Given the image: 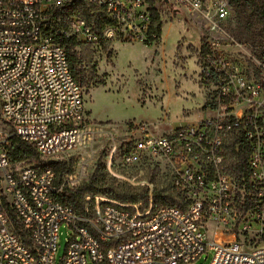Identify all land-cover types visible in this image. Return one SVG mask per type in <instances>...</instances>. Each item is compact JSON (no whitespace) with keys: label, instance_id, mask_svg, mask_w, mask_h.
Returning <instances> with one entry per match:
<instances>
[{"label":"built area","instance_id":"obj_1","mask_svg":"<svg viewBox=\"0 0 264 264\" xmlns=\"http://www.w3.org/2000/svg\"><path fill=\"white\" fill-rule=\"evenodd\" d=\"M73 1L0 0V120L11 127V134L0 128V264H57L64 224L72 234L62 264H193L209 250L213 251L209 264H264V209L252 205L243 210L256 213L261 221L258 234L263 243L258 246L250 248L238 240V230L247 231L249 225L229 223L237 179L227 160L232 139L249 142L252 192L264 199V115L259 113L264 107V78L250 83L235 73L216 74L209 51L205 74L217 75L221 99L246 102V110L165 133L153 131L145 122L134 123L120 152L126 163L148 155L167 160L183 207L155 208L152 196L142 208V202L88 195L85 213L79 214L60 200L64 187L73 189L68 179L58 185L52 168L12 162L8 146L13 135L31 144L43 160L55 159L82 141L87 120L84 90L73 76L62 42L64 35L94 42L97 34L77 16H71L69 29L58 32L50 25L54 5L65 8ZM145 1L89 0L104 11V18L115 22L103 28L105 36H113L122 18H132L130 10ZM158 1L212 18L206 13V0ZM149 9L139 14L146 29ZM211 9L220 20L229 15L225 2H215ZM12 212L25 236L15 227ZM202 226L214 230L209 243Z\"/></svg>","mask_w":264,"mask_h":264},{"label":"rangeland","instance_id":"obj_2","mask_svg":"<svg viewBox=\"0 0 264 264\" xmlns=\"http://www.w3.org/2000/svg\"><path fill=\"white\" fill-rule=\"evenodd\" d=\"M206 1V13L212 18L174 10L155 0L154 6L161 15L162 38L151 45L145 42L147 26L139 15L150 7L149 0L134 6L130 10L132 18H122L113 36L103 35L99 22L105 16L103 10L89 0L72 2L75 14L65 12L66 27L69 29L71 16H77L90 22L97 34L94 42L78 36L79 44L73 49L82 66L81 76L88 85L83 86L87 120L82 141L55 158L72 164V170L64 178L73 189L94 182L98 196L117 202L154 190L178 195L173 185V171L164 158L148 155L135 163L124 161L120 152L129 138V126L145 122L153 131L165 133L207 118L246 110V102L230 104L221 99L218 83L203 70V50L210 52L214 73H235L250 83L261 82L264 78L263 21L248 0ZM215 2L227 3V18H216L211 9ZM54 7L51 20L64 8ZM259 113L264 115V107ZM0 128L11 134V127L2 120ZM36 164L39 163H15L18 166ZM236 186L229 223L238 222L239 228L249 225L247 231L238 230V240L253 248L263 243L258 234L261 221L256 213L250 210L244 214L243 210L249 201L253 209H264V199L240 187L238 181ZM202 231L209 243L214 237L213 228L206 230L202 226ZM71 234L67 225L61 226L57 264H62ZM212 256V250L204 252L193 264H209Z\"/></svg>","mask_w":264,"mask_h":264},{"label":"trees","instance_id":"obj_3","mask_svg":"<svg viewBox=\"0 0 264 264\" xmlns=\"http://www.w3.org/2000/svg\"><path fill=\"white\" fill-rule=\"evenodd\" d=\"M250 1L255 10L257 11L259 17L263 21L264 25V0H248ZM82 7H86L85 3L81 4ZM86 9V8H85ZM90 10V9H88ZM150 21L147 29V38L146 44H156L162 38V22L161 15L159 10L154 6V2L150 3ZM65 12L67 14L73 15L75 14V3H71L64 8L62 14H57L58 20H51L50 25L55 28L58 32L66 28V24L64 23ZM60 15V16H59ZM101 24V28L103 29L108 24H113L115 22L111 21L108 18H102L99 21ZM88 25L92 26L90 22ZM93 27V26H92ZM63 45L66 48L68 54L69 64L73 73L74 78L81 84V86H88L81 76L82 66L80 65V61L78 59L77 53L73 51V49L79 44L77 36L64 35ZM204 55L208 53V50H203ZM206 75V74H205ZM207 76V75H206ZM209 77V76H207ZM213 81L217 82V75H212ZM98 82V81H96ZM229 99H225L224 103H228ZM239 139V138H238ZM239 143V148L237 149L236 144ZM228 164L230 172L236 177L239 182L240 187H244L248 191H252L254 189V183L251 180V171L248 165V154H249V142L242 139H232L228 144ZM9 155L13 163L22 162V161H32L35 163L41 164V166L52 168L56 173V183L60 185L63 182L64 175L69 173L72 170V164L67 162L66 160H57V159H46L43 160L40 157V154L37 150L29 143L21 139V137L17 135H13L11 137V144L8 146ZM96 196L97 187L95 183L84 184L83 186L77 189H71L69 187H64L61 193L60 200L64 203L71 205L79 214L85 213L86 205L88 204L85 200L86 196ZM152 196L154 201L155 208H158L162 205H179L183 207V196L179 193L178 195L172 194H162L160 190H154L152 193H145L143 195L126 197V200H122L121 203H140L142 202V208H146L149 205L150 197ZM120 200V199H119ZM90 207L94 205V199L90 201ZM251 207L250 201L245 206V210H248ZM11 212V210H10ZM13 222L17 230L25 236V233L21 230L19 223L16 220L15 214L11 213Z\"/></svg>","mask_w":264,"mask_h":264}]
</instances>
